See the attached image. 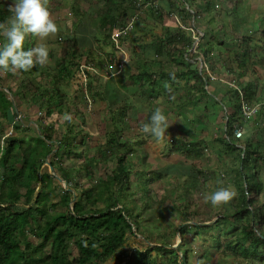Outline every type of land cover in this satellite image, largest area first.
Instances as JSON below:
<instances>
[{
    "label": "trees",
    "instance_id": "1",
    "mask_svg": "<svg viewBox=\"0 0 264 264\" xmlns=\"http://www.w3.org/2000/svg\"><path fill=\"white\" fill-rule=\"evenodd\" d=\"M53 1L55 4L57 3L54 8L55 10H58L59 5L63 4V0H49L48 7L51 13L53 11ZM70 1L71 10L74 13L73 17L76 18L77 21L88 23V27H91L89 22L95 19L97 21V26L101 27L102 30L106 29L107 26L110 27V25L113 29H118L120 26L123 27L126 23L124 18L128 20L134 13L137 14L136 24L139 27L140 23L144 24V22H146V19L143 18L144 14L142 15V13L147 9L157 10L159 8L157 12L159 15L158 18L162 20L157 21L161 22L166 21L165 19L167 16H173V13L176 12H182L183 15H185L182 20L185 23L188 22V20H186L187 14L189 18L196 15V13H192L187 9L186 6L181 7L179 4L180 0H162L161 2L159 0L161 7L157 5L155 7L153 6L152 2L156 0ZM123 1L124 3L128 2V5L126 4V9L123 8L120 10ZM187 1L188 0H186V2ZM199 1L203 4L205 3V9L202 11L207 13L213 10L217 11L216 5L218 4V0H192L191 2L197 3ZM129 2L131 4H129ZM84 3L89 4L90 8L88 10H85L88 6L84 7V5H82ZM75 5H78L81 10H75ZM188 5L190 8H195V5L189 3ZM136 9L137 11H135ZM127 10H134L133 12L131 11L133 15L131 13L128 14ZM165 10L169 12L168 15L164 13ZM197 10L195 11L197 12ZM11 15L12 13L9 11V8H4L0 4V23L8 20ZM139 15H141V18ZM152 15L154 16V14ZM155 17H157V15H155L154 18ZM66 18V20L70 19L68 16ZM202 18H204V15ZM204 19L210 20L209 17ZM174 21L176 22V20ZM200 21L202 20L193 21L191 23L193 30L179 26L172 32L171 28H167L163 25L167 28V32H171V35L169 34L166 40L159 38L161 40L154 41L152 44L157 54L168 51V62L172 65L173 70L175 69L174 72L172 71L169 74V79H186V82H188L185 87L187 94L183 95L182 93H177L178 100L174 97L170 99L171 102L175 103L177 108H181L185 102H192V99H194L193 92L196 91V101L202 100L207 108L216 110V112L217 110L218 112L223 110L227 112V114L225 113L227 120L225 128H223L224 132L221 135L222 138H218L217 141L226 149L224 150V148H222V150L228 152L231 147H234L236 149L233 153L234 158L239 159V157H241L239 166L237 164L238 160H234V163L237 164L236 167H234L236 172V174H234V184L239 190L240 195V199L237 203L242 207L237 211L228 212L223 216L217 217L215 222L217 225H222V220L227 221L230 217L235 218L230 228L224 226L222 229H219L221 236L223 234L226 238L224 242L219 239L220 236L216 237L214 234H212V236L216 238L215 244L224 254H233L246 260V262L250 264H264V201H262L260 197L263 191V184L259 177V168H261L259 164L260 156L256 154L257 150L252 149L250 137H248L245 142L242 138L239 139L240 142H236L237 139L234 136L235 127L242 123V113L246 107L258 105V113L260 112L264 116V84H260V78L264 79V65H262L264 63V53L262 55L257 54L258 52L264 51V44L261 46L263 47L261 51L253 54L252 50H254V45L249 46L246 36L236 38L235 35H233L231 37V47H238L241 42H245L247 50L244 54L238 55L233 59L234 56L232 53L235 51L233 52V50L231 51L229 49L231 52L228 53V58L221 61V65L227 68L226 74L223 75L222 68H216L215 65L208 62L210 54L214 53L216 41H219L215 38L217 35L214 30L210 28L211 26L209 24L206 27L203 25L198 28L197 24ZM261 22H264V20ZM185 23L184 25L188 27ZM136 24L133 29H135ZM111 27L109 29L110 32L106 30L103 35L106 36V41L109 38L111 44H113L111 38V32L113 30ZM67 29L68 31H66L65 37L56 38L54 41L56 44L60 42L61 45L58 55L59 58H57L56 61L57 70L52 68V65L45 64L44 66L37 65L29 71H22V73H25L29 77V83L25 84L22 82L16 91H12L14 99L16 96H21L22 100H26L27 98H24L25 90H30L32 88L31 100L35 102L43 100L46 105L45 107L49 119H52L55 114L64 115V111L74 115H70L72 117L71 121L65 120L68 127L65 132H62V137L56 140V142L53 140L51 133H48L49 129L51 132L53 131V124H48L45 127L39 126V131L43 136L41 134V136L37 138L32 136L34 140L33 143L28 141L27 138H21L19 135H8L4 138V144L2 146L0 145V264H92L96 259L106 261L113 257L122 246L126 234L125 229L130 231L139 229L141 225L139 222L140 215L134 216V213H138L142 205H146L147 209L150 207L149 202L152 198L150 192L152 190L149 185L151 181H153V178L149 177L146 183H142V193H140V197H143V199L146 198L147 202L145 204L141 202L138 203L137 199L134 200L131 193L133 186L131 177L132 167L128 159L130 154L137 152L140 159L148 164V150L143 145V142L140 141L125 139V141L122 142L120 134L115 135L114 131H111L110 137L107 140L108 152L104 156L94 160L95 163H106L109 160H114L116 162L111 178H107L101 182L94 180L95 175H93L92 171V162L89 159L84 160L82 164L76 166L85 171L87 176L92 178L90 187L85 188L80 184L73 185L72 178L74 174L70 172V170L59 167L53 162L51 163L62 173L64 177L61 175V178L67 183V186L62 187L60 191V200L66 205L67 210L54 211L52 207L50 191H52L53 187L49 182L51 173L48 169L42 171V169H44V163L47 162L49 155L53 152H56L58 156L64 153H77L75 148L80 147L78 151L85 154L86 151L82 143L87 136L90 135L89 132H85L89 123L87 116L77 107L76 103L72 104L66 98V94L63 90L64 77L69 75V73L71 74L74 70L75 66L72 65V63H74L79 67V70L83 71L86 75V81H88L87 86L92 90L94 89L92 82L94 83L102 76L100 73L102 70L107 73H111L112 71L108 69L110 67H108L106 60L99 58L95 50L88 49L87 52L84 51L85 48L79 45L80 40L77 33L71 32L68 27ZM229 30H232V28L225 31L229 32ZM131 31L123 36V40L126 41L131 38ZM261 34L264 36L263 28ZM208 37L212 38L211 41H206ZM32 38L34 39L30 34L26 37L24 43L25 50L34 47ZM197 38L200 39V54L194 52L192 56L189 57L188 53L193 49ZM4 42L5 37L0 35V46H2ZM226 42V40L222 39L219 44L226 45ZM179 44L180 46H178ZM165 45L169 48L167 49ZM228 48L230 47L226 45V49ZM112 55L115 54L113 53L111 56ZM251 55L256 56L258 60L262 61V64L260 63L259 66L260 69L262 67V71L249 80L245 79V74L247 70H251V68L249 69V67H247L249 60L251 63L253 62V56L251 57ZM232 62H235L236 66ZM82 64L86 66L82 67ZM194 64L196 65L193 67ZM254 64L257 63L255 62ZM140 66H142V64H140ZM40 69L44 77H47L49 80L48 87H43L41 81H35L33 78ZM118 70L122 73L123 69L117 67V71ZM214 74L217 79H215ZM134 77H137L140 88L145 85L142 81L156 84L152 94L153 98H157L158 95L162 93L161 90L165 89L157 84L156 80L153 79L154 75L147 71L146 68L140 69L139 74ZM224 78L227 81L224 80ZM210 82L218 83L215 85L214 91L211 90ZM171 85L172 87L170 88L172 90L176 88H178V90L181 89L177 87V85ZM226 85L227 88L224 90ZM106 87L107 84L105 88ZM109 89L110 88H108V90ZM108 90L107 94H109ZM95 93L100 95L105 93V91L100 92L99 89H96L94 91V94ZM185 97H187V99H185ZM216 97L218 98L216 99ZM209 100H214L219 108L214 109ZM226 100H228L229 106L225 103ZM14 102L13 99H9L0 89V113L4 118L9 117L11 106H15ZM71 105H73V107H71ZM230 109L233 110L231 113H228ZM152 112L151 110L149 114H147L146 123L150 122ZM212 114H214V112ZM126 115V112H122L118 120H113L115 132H120L122 126L128 124ZM74 116L79 119L82 126L79 122L75 121ZM205 118V116L196 115L193 119H189L191 132L185 134L186 146H183V144L182 146L185 147L190 156L204 155V139H194L192 137L195 136L196 133L201 132L197 127H200L203 123L209 124V122H204ZM256 120H259V118H256ZM217 125L220 126V128L223 127L221 122H217ZM15 128H17V126H15ZM28 128L31 130L33 126L29 124L26 126L25 131H27ZM82 132H85V134L81 136L82 142L81 144H76L78 139L77 135H81ZM35 135H37V133H35ZM144 166L147 167L149 164ZM253 167L255 169L252 173H249ZM81 170L79 171L81 172ZM191 170L193 172L200 171L193 164L191 165ZM192 174L186 182V187L189 190L196 185V179ZM160 176H162V174H160ZM238 179L242 181L239 182ZM190 180L193 181V184ZM36 181L42 184V191L37 194L36 199L31 203V197L36 189L32 186V183ZM71 186L72 188H70ZM23 188L26 189L25 193L21 192ZM127 189L129 195L127 201L124 202L121 197L123 196V192ZM129 190H131V192ZM22 198H25L26 204V206L23 207L18 205ZM101 201H103L102 205L100 204ZM120 202L133 205L131 212L125 207H119V205L122 206ZM35 204L37 206H35ZM232 205L236 204L234 203ZM204 227L210 229L209 226ZM179 233L180 235L182 234L183 237L186 234V232L181 230H179ZM32 236H34L35 239H31ZM184 239L186 240V237H184ZM152 249L162 254H171L172 252V254H175L176 258L179 257L176 249L169 248L166 244H155L152 246ZM143 263V258L137 261V264ZM176 264H193L190 261L188 250L185 249L182 251L180 259Z\"/></svg>",
    "mask_w": 264,
    "mask_h": 264
},
{
    "label": "rangeland",
    "instance_id": "2",
    "mask_svg": "<svg viewBox=\"0 0 264 264\" xmlns=\"http://www.w3.org/2000/svg\"><path fill=\"white\" fill-rule=\"evenodd\" d=\"M156 1L158 2V0ZM191 1L192 0H188L187 3L195 5L196 9L199 7V5L201 8H203L201 1L197 3ZM12 2L13 0H0L2 7L7 9L9 8V5L12 4ZM62 2L63 4L59 5L58 10L54 9L57 3L55 4L54 1L52 2L53 11L51 14L52 18L59 27L58 33L54 37H48L45 41L35 36H33L34 39L32 38L34 47L38 44H45L48 47L49 62L47 65H52V68L55 69L57 68L56 61L57 58H59L58 55L60 53L61 45L60 42L56 44L54 41L56 38L66 36L67 32L65 30L66 24L64 19L66 16H74V13L70 7L71 1L63 0ZM181 4L183 6L185 3L182 2ZM82 5H84V7L88 6L85 8V10L90 8L89 4L87 5V3ZM157 6H159V2ZM123 8L126 9V3H124V1L120 7V10ZM74 9L81 10L78 5H75ZM216 10L217 13L215 12L214 16L215 19L219 18V12L220 15L221 12H223L220 17L221 21L217 24L215 30V34L217 35L215 38L219 40L215 43L216 54H223L220 56L214 54L213 60L219 64V67L217 66L218 68H222L220 67V60L222 61L223 59L228 58V53L232 50L233 52L235 51L232 53L234 56L233 59L238 55L244 54L247 50V45L245 42H241L238 47H231V37L233 35H235L236 38H242L243 36H246L249 46L254 45V50H252L253 54L262 50L263 47L261 46L264 44V36L261 34V30L264 28V22L261 23V19L264 20V0H218ZM131 11L133 12V10H127L128 14L131 13L133 15ZM140 16L141 15H139V17ZM208 17L209 14L205 16V18ZM178 19H180V17L176 18V27L170 26L172 30H175V28L179 26L189 29L192 25L191 23L193 22L192 20H188V22L185 23ZM56 20L60 21L57 22ZM125 20L126 22L128 21L126 18H124V21ZM184 23L188 25V27L185 26ZM135 24L136 21L134 25ZM230 28L233 29L229 32L225 31L226 29ZM135 30L133 32L131 31L132 33L130 35H133ZM143 30L148 31L145 39H147L149 35L155 36V33H160L163 35L167 34V28L163 27L161 22L157 20H154L153 23H151L149 20H146V22L142 24V28L137 29V32ZM107 31H109V28ZM98 38H104V35L101 31L98 35ZM222 39L227 41L226 45L230 48L226 49V45L219 44L220 40ZM131 42L132 39H128L123 44V49H125L126 53H123L122 57L119 58L117 55H112L117 60H121V58L126 60V67H122V73H120V70L117 71V66H114V64H109L111 63V54H115L114 45L102 42L104 44L103 49L102 47H99L101 52L97 53V55L99 58L106 60L108 67H111L114 73L111 74L102 70L100 72L102 76L99 77V79H97L94 83L92 82L94 89L91 90L87 86L88 81H86V76L84 75L83 71H80L79 67L74 63H72V65L75 66L74 70L71 72V74L69 73V75L64 77L63 90L66 94V98L70 103H76L77 107L87 116L89 123L85 132H89L90 135L87 136L85 141L82 143L83 148L86 151L85 154H83L81 151H78L80 147L75 148L77 153H64L62 155L59 154L58 156L56 152H53L51 155H49L47 162L43 165L44 169H42V171H46L48 169V171L51 173L49 182L53 188L52 191H50V201L54 211L67 210L66 205H64L60 200V191L62 190V187L67 186V183L61 178L63 176L62 173H60L59 170L51 163L53 162L59 167H64L70 170V172L74 174L72 178L73 185L80 184L85 188L90 187L92 178L87 176L85 171L79 169L76 166L78 164H82L84 160L87 159L92 162V171L93 175H95L94 180L101 182L107 178H111L116 162L114 160H109L106 163H95L94 160L104 156L108 152L109 149L107 140L110 137L111 131H114L115 135L120 134L122 137V142H124L125 139L140 141L143 142V145L147 148V162L149 164L147 167L144 165L148 164L144 163L140 159V156L137 152H133L128 156L130 165L132 167L131 177L133 183L131 189L132 192L131 190L129 191L132 193L134 200L137 199L138 203L141 202L142 204H145L147 202L146 198L143 199V197H140V193H142V183H146L148 178L151 177L153 178V181H151L149 186L152 190L150 192L152 198L149 202L150 207L148 209L146 208V205H142L138 213H134V216L140 215L139 222L141 225L139 226V229H133V231L125 229L126 234L124 236V242L120 249L113 255V257L107 259L106 261L96 259L92 264H137V261L141 258L144 259L143 264H176V262L180 259L182 251L185 249L188 250L190 254V261L193 264H250L246 262V260L233 254H224L222 250L219 249L215 244L216 238L212 236V234L216 235V237L220 236L219 239L224 242L226 238L223 234L221 236L219 229H222L224 226H226V228H230L235 221V218L230 217V219L227 221L222 220V225H217L215 222L219 216L218 214L234 212L242 207L237 203V201L240 199V195L239 190L234 184L235 179H233L235 177L234 174H236L234 167H236L237 164L238 166L240 165L241 157L238 156L239 159L234 158L233 153L236 149L231 147V149L226 152L224 151L226 150L225 147H223V145L220 143V146H222L224 150L217 153V150L215 149L217 146H214L212 141L208 142L209 147L213 149L212 156L204 157V159L201 160L199 158H188L187 156L182 155L183 152L178 150V145L179 143L184 142L183 133L180 132L182 131V124L184 121L177 119L178 116H176L175 111L176 106L173 102L169 101V98L174 97L176 100H178L177 93L179 94L183 90H178V88L172 90L169 88V84H185L187 80L184 79V81L186 80L184 82L182 79H169V74L172 71L174 72L175 69L173 70L172 65L168 62L167 52L164 51V53L156 55L153 50L151 54H145L144 61L146 59H150V61H152V58H154L152 63L149 62V65L146 63L147 69L154 75L153 79H155L158 84L165 87V89L161 90L162 93L160 96L158 95L157 98H153L152 94L156 84L154 85L152 83H146L144 87L140 88L138 82L136 81L137 79L134 77L135 75H138V73H135L132 67L129 65L131 64V48L129 47ZM104 49L108 52H106ZM229 49L231 51H229ZM192 51V49L189 51V57H191L194 53ZM263 53L264 51L258 52L257 54L262 55ZM252 56V63L254 64L256 62L258 65H253L250 60L248 61L247 67H249V69L251 68V70L246 71L245 79L249 80L258 75L262 69V67L261 69L259 68L260 63L262 64V61L258 60L256 56L251 55V57ZM214 61H212V63L217 65ZM232 63L236 66L235 62ZM195 65L196 64H194L193 67ZM262 65H264V63ZM108 69L110 70V68ZM226 70L227 68L223 69V75L226 74ZM139 71L140 70L138 69V72ZM35 75L36 76L33 77L35 81H41L43 87H48L49 80L47 77H44L41 69ZM214 77L217 79L215 74ZM224 80L226 79L224 78ZM263 81L264 79L260 78V84H264ZM22 82L25 84L29 83V77L25 73H22V71L12 73L3 69L0 70V89L9 99H13L15 101L14 104L16 106H11L8 118H4L0 113V145L2 146L4 144V138L8 135H19L21 138H27L28 141L33 143L34 140L32 136L36 138L41 135L43 136V134H41L39 131V126L45 127L48 124H53V131L51 132L49 129L48 133H51L53 140L56 142V140H59L62 137V132H65L68 127V125L65 123L64 117L66 115L74 114L64 111V115L55 114L52 119H49L45 107L46 105L44 104L43 100L40 102L31 100L32 88L30 90H25L24 98H27L26 100H22L21 96H16L14 99L12 91H16ZM106 84L107 87L105 88ZM217 84V82H210L211 90L214 91L215 85ZM108 88L110 89L108 90ZM226 88L227 85L224 87V90H226ZM96 89H99L100 92L105 91V93L100 95L96 93L94 94ZM107 90L109 94H107ZM185 92V94H187L186 90ZM217 98L218 97H216V99ZM209 102L214 107V109L219 108L214 100H209ZM225 103L228 105V100H226ZM71 107H73V105H71ZM156 108H161L164 114L170 119V126L162 140H158L150 134L145 135L140 131L141 124L146 123L147 114H149L151 110L154 111ZM122 112L127 113L126 116L128 124L123 125L120 132L117 133L115 132L113 120H118ZM178 112H180V110ZM212 112H214V114L208 115L204 120V122H209V125H207L208 123H203L200 126L204 130L206 127H208L209 130L210 125V127L213 128L212 125L216 123V110H213ZM192 116L194 117L193 114H187L186 118L191 119ZM75 121L79 122V119L75 117ZM29 124L33 126L34 130H30L28 128L27 131H25L26 126ZM79 124L82 126L80 122ZM175 124H177V127H175ZM250 125H257V120L255 117L252 118ZM15 126H17V128H15ZM214 128H216V126H214ZM184 131L191 132V129ZM85 132H82L81 135H77L78 139L76 144H81V136H83ZM223 132L224 129L221 127L219 134L222 135ZM35 133H37V135H35ZM249 134L252 142L251 147L253 146L252 149H257L256 154L260 156L259 164L261 168H259V177L263 184V191L260 197L261 200L264 201V134L260 133L257 136H253V133ZM258 140H260V142H258ZM236 159L238 160L237 164L234 163V160L236 161ZM190 162H200L201 164L207 165V167H209V173H211L209 166L211 165L212 168L215 169L216 174H221V171H223L225 176H221L220 179L219 176H217L218 178L215 179V183L212 184V189L211 187L208 188V186L201 183V185H199V189H196L194 192H192L188 188L180 187L179 179L176 176L177 172H171L170 169L173 167L174 170L176 168L180 170V163ZM52 167L54 168L52 169ZM254 169L255 168L253 167L249 173H252ZM79 170H81V172ZM200 173L201 172H198L197 175ZM160 174H162V176H160ZM181 180L184 181L186 179L185 177H182ZM238 180L239 182L242 181L240 179ZM191 182L193 183V181ZM32 186L36 189L35 193L31 197V203H33V201L36 199L37 194L42 191V184L37 183V181L33 182ZM70 188H72V186ZM221 188H229L230 190L234 191L236 195L229 202L214 206L211 204L210 200H206V197H209L212 193L220 190ZM25 191V188L21 189L22 193H25ZM128 195L129 193L127 189L123 192V196L121 197L123 198L124 202L127 201ZM234 203L236 205H232ZM100 204L102 205L103 201H101ZM121 204L122 206L119 205V207H125L127 210H129V212H131L133 205L130 203ZM18 205L21 207L26 206L25 198H22ZM35 206L37 205L35 204ZM204 226H209L210 229L205 228ZM179 230L186 232L184 235L186 240L182 234L180 235ZM31 239H35V237L32 236ZM155 244H166L169 248L176 249L179 257L176 258L175 254H172V252L171 254H162L157 250L152 249V246Z\"/></svg>",
    "mask_w": 264,
    "mask_h": 264
},
{
    "label": "crops",
    "instance_id": "3",
    "mask_svg": "<svg viewBox=\"0 0 264 264\" xmlns=\"http://www.w3.org/2000/svg\"><path fill=\"white\" fill-rule=\"evenodd\" d=\"M161 1L162 0H160V2ZM158 2H159V0H158ZM158 2L155 1V4L157 5ZM160 2H159V6H160ZM182 2L185 3V1L184 0L179 1V4H180L181 7H182V4H181ZM217 3H218V1H217ZM126 4L128 5V2H126ZM129 4H131V3L129 2ZM201 4L203 5V8H201V6L199 5L198 10L196 9L197 12H198L197 17L196 16H193V17L189 18L188 14H187V19L186 20H193V19H195L194 21H196V20H202L203 19L202 21L198 22V24H197L198 25V28L201 27V26H203V25H204V27H206L209 24L211 26L210 28H212L214 30V32H215L217 24L221 21L220 20V17H221V15H222L223 12H221V15H219V18L215 19L214 16H215V12L216 11L213 10V11H211L209 13L204 12L202 10L205 9V6H204V4L202 2H201ZM87 5H88V3H87ZM217 5H216V7H217ZM183 6H185V4ZM211 7H213V6H211ZM158 10H159V8L157 10H154V9L153 10H148V9L147 10H144V12L142 13V15L144 14L143 18H145L146 20H149L151 23H153L154 20H162V19H159L158 18L159 17V15L157 13ZM135 11H137V9ZM149 12H152V13H149ZM164 13L166 15L169 14V12L167 10H165ZM152 14H154V16L157 15V17L154 18V16ZM207 14H209L210 20H205L204 19ZM203 15H204V18H202ZM184 16L185 15H183L182 12L181 13H173V16H170V15L167 16V18L165 19L166 21H164V22L163 21L162 22L160 21V22H161L162 26L165 25V27H167V28H170V26H175L176 27L177 24H176V22L174 20H176L177 17H180V19H178V20H183L184 19ZM68 17L70 18L69 20H66L67 18L64 19L65 20V24H66V28L65 29H66V31H68V29H67V27H68L71 32H76L77 33V36H78V38L80 40V47L85 48L84 51L87 52L88 49H93V50H95V52L99 53V52H101V50H99V47H102V49H103V45H104L103 43H106V44H109L110 43L111 44V41H110L109 38L106 41V36H104V38H98V35H99L100 31L104 34L105 31L108 30V28L110 29L111 25H110V27L107 26L106 29L102 30L101 27L97 26V21L96 20H92L91 22L88 21L90 23V25H91V27H88V25H89L88 23L77 21V19L74 18L73 15L71 17L70 16H68ZM55 19H56V17H55ZM61 20H63V19H61ZM261 20H263V19H261ZM56 21L59 22L60 20H56ZM137 22H138V20H137ZM120 24H119V26H120ZM142 24L143 23H140L139 27L136 26V30L134 29L135 32H134L133 35H131V38H130V39H132V42H131V44H129V47L131 48V53H130V56H131L130 57V63L131 64H130V66L132 67L133 71L135 73H138V74L140 72V71L138 72L139 67H140L141 70H142V68H144V69L146 68L147 69L146 63L149 65V62L152 63L153 60H154V58H152V61H150V59H146L144 61L145 54H148V53L151 54L153 52V50H154V53L157 55V53L155 51V47L152 44V42H154V41L156 42V41H159L161 39L166 40L169 37V34L171 35V32L170 31H169L170 33L169 32H166L167 33L166 35H163V34H160V33H155V36L154 35H149V37L147 39H145L146 38V35L148 34L147 33L148 31H144L143 30V31H138L137 32V27L141 29L142 28ZM118 29H113L112 28L113 31L118 30ZM226 31H228V29H226ZM229 31H231V30H229ZM172 32H173V30H172ZM209 36H211V35H209ZM159 38H161V39H159ZM208 40L211 41V37H208L206 39V41H208ZM43 41H45V40H43ZM125 42L126 41L123 40V44ZM181 45H182V43H181ZM179 46H180V44H179ZM166 47H167V49L169 48L167 45H166ZM106 52H108V51H106ZM166 52H168V51H166ZM123 53L124 52L122 50H119V51H116L115 50V55H117L119 58L122 57ZM214 54L217 55V56L223 55L222 53L216 54V50H214V53L213 54H210V59H208L211 64H213L212 61H214L213 60L214 59ZM215 63L217 65H215V64H213V65H215L216 68H217V66L219 64L217 62H215ZM220 63H221V60H220ZM140 64H142V66H140ZM220 67H222V69L226 68L223 65H220ZM110 70H112L111 67H110ZM147 71H149V70L147 69ZM136 79H137V77H136ZM86 80H87V77H86ZM136 81L139 84V81L138 80H136ZM182 81H184V80H182ZM142 82L145 83V85H146V83H148L146 81L145 82L142 81ZM187 84H188V82H185V84L177 83V84H174V85H177V87L183 89V91L181 93L183 95H185V93H186L185 92V87H186ZM158 85H160V84H158ZM161 87H163V86H161ZM170 87H172L171 84H169V88ZM163 88H165V87H163ZM193 94H194V99H192L193 100L192 102H185L182 105L183 108L182 107L181 108H177L176 107V109H175L176 116H178L177 119H181L182 121H184L183 124H182V131H180L181 133H183L184 142L179 143L178 150L180 152H183L182 155H185L188 158H195V159L196 158H199V159L202 160V159H204V157H209V156H212V154H213V151H212L213 149H211L207 145V143L209 141H212V143L214 144V146H217V148H215L217 150L216 151L217 153L222 152V148L223 147L220 146L219 141H217L218 138H222L221 135L219 134L221 128H220V126L217 125V122H220L221 121L222 124H224V125H222L223 126L222 128H225V124H226V120H227V117H225V113L227 114V112L225 110L218 112V110H217V112H216L217 113V122L212 125L213 128L210 127L211 125L209 126V128H210L209 130H208V127H206L205 130L203 128H201V127H197V128H199L201 130V132H198V133L195 132L196 135L193 136L192 138H194V139H204L205 152H204V155H200V156L199 155L190 156L187 153L185 147H183V146H186V144H185V141H186L185 140V134H187V132H190V131H184V130H190L191 129L189 127L190 126V124H189V119L190 118H188V119L186 118L187 117V114H193L194 116L199 115V116H203V117L205 116V117H207L208 115H210V114L213 113L212 112L213 110L211 108H207V106L205 105V103L202 100L196 101V99H195V94H197L196 91L193 92ZM170 99L171 98H169V101H170ZM185 99H187V97H185ZM174 105H175V103H174ZM208 109H210L209 111H211V110L212 111L209 112ZM179 110H180V112H178ZM232 110L233 109H230V111L228 113H231ZM255 118H259V120H257V125L256 126H251L250 125V121L251 120H249V122L247 124L245 123L246 125L244 124L245 125L244 137L242 138V140L244 142L247 141V138L250 135L249 133H253V136H257L260 133L264 134V116H263V114H261L260 112L259 113L257 112ZM191 119H193V116H192ZM185 121H186V123H185ZM207 125H209V124H207ZM214 126H216V128H214ZM175 127H177V124H175ZM166 131H168V130H166ZM236 142H240L239 139H237ZM258 142H260V140H258ZM182 144H183V146H182ZM192 164L195 165L196 168L199 169L200 171L193 172L191 170V165ZM180 165H181L180 170H178V168H176L174 170V168L172 167V168H170L171 169V172H177V175L176 176L179 179V184H180V187H182V188H187L186 187L187 186L186 182L191 177V174L193 172L192 176H194L195 179H196V185L193 188L192 187L190 188V191H192V192H194L196 189H199V185H201V183L203 185L208 186V188L211 187V189H212V184L215 183V179L218 178L217 176H219V179L221 178V176H225V173L223 171H221L222 172L221 174H219V173L216 174L215 169L212 168L211 165H209L210 166V172H211V173H209V167H207V165L201 164L200 162L180 163ZM176 170H178V171H176ZM198 172H201V173L197 175ZM182 177H185L186 180L182 181L181 180ZM216 190H217V188H216ZM218 215L219 216H223L224 213H220Z\"/></svg>",
    "mask_w": 264,
    "mask_h": 264
},
{
    "label": "clouds",
    "instance_id": "4",
    "mask_svg": "<svg viewBox=\"0 0 264 264\" xmlns=\"http://www.w3.org/2000/svg\"><path fill=\"white\" fill-rule=\"evenodd\" d=\"M184 1L187 9L196 13L194 16L197 17L196 7L190 8L186 0ZM48 2L49 0H13L12 4L9 5V11L12 15L8 20L0 23V35L5 37V42L0 46V69L16 73L29 71L37 65L44 66L49 62V49L45 44H38L27 50L24 48L25 39L29 34L46 40L58 33L59 27L52 18ZM152 3L155 7V1ZM112 73L114 72L112 71ZM257 112L250 115L251 113L246 111L245 114L250 115L249 117L244 112L242 113V123L236 126L234 130L235 137L237 129L242 130V136L236 137V139L244 137L245 125L249 120L256 117ZM64 119L71 121L72 117L66 115ZM169 126L170 119L161 108H156L151 115L150 122L141 124L140 131L145 135L150 134L158 140H162ZM235 195L236 193L229 188H221L206 197V200H210L211 204L215 206L229 202Z\"/></svg>",
    "mask_w": 264,
    "mask_h": 264
},
{
    "label": "built area",
    "instance_id": "5",
    "mask_svg": "<svg viewBox=\"0 0 264 264\" xmlns=\"http://www.w3.org/2000/svg\"><path fill=\"white\" fill-rule=\"evenodd\" d=\"M136 17H137V14H134L133 16H131L128 19V21L125 23V25L123 27H120L118 30H115L114 32L111 33V38L113 40V44L115 45L114 48L116 51L122 50L124 53H126L125 49H123V36H125L129 31H131L134 28V23L136 21ZM190 29L193 30L192 27H190ZM199 41H200V39L197 38V40L194 44V47L192 49L193 50L192 52H196V53L200 54V52H199ZM110 57H111V60H110L111 63H109V64H114V66H117L120 69H122V67H125L126 60L124 58H121V60H119V59L117 60V59H115L114 56H110ZM85 66H86L85 64H82V67H85ZM88 68H90V67H88ZM258 108H259L258 105L246 107L243 112L245 114V112L247 111V112L251 113L250 115H252L254 112H256L258 110ZM250 115H246V116L249 117ZM235 133H236V137L242 136V130L241 129H237Z\"/></svg>",
    "mask_w": 264,
    "mask_h": 264
},
{
    "label": "water",
    "instance_id": "6",
    "mask_svg": "<svg viewBox=\"0 0 264 264\" xmlns=\"http://www.w3.org/2000/svg\"><path fill=\"white\" fill-rule=\"evenodd\" d=\"M53 168V167H52Z\"/></svg>",
    "mask_w": 264,
    "mask_h": 264
}]
</instances>
